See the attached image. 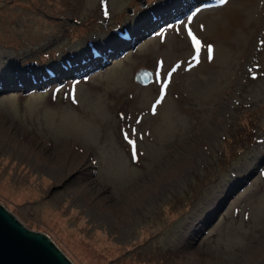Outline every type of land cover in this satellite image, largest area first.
I'll use <instances>...</instances> for the list:
<instances>
[{"label":"rangeland","instance_id":"374dc122","mask_svg":"<svg viewBox=\"0 0 264 264\" xmlns=\"http://www.w3.org/2000/svg\"><path fill=\"white\" fill-rule=\"evenodd\" d=\"M0 202L74 264H264V0H0Z\"/></svg>","mask_w":264,"mask_h":264},{"label":"water","instance_id":"95a60500","mask_svg":"<svg viewBox=\"0 0 264 264\" xmlns=\"http://www.w3.org/2000/svg\"><path fill=\"white\" fill-rule=\"evenodd\" d=\"M108 60L103 59V65ZM0 264H74L49 235L29 229L0 202Z\"/></svg>","mask_w":264,"mask_h":264},{"label":"snow or ice","instance_id":"6c2138e0","mask_svg":"<svg viewBox=\"0 0 264 264\" xmlns=\"http://www.w3.org/2000/svg\"><path fill=\"white\" fill-rule=\"evenodd\" d=\"M219 4L223 5L225 3H227V0H218ZM199 11V9L196 10V12H193L191 15H189L187 17V21L188 23L183 24V29L184 31L187 33L188 38L191 40L192 42V47L194 49L195 54L192 57L193 63H199V53H200V48H201V42L200 40L193 34L191 28L189 27V24L191 23L193 17L196 15V13ZM107 14V13H106ZM169 27H172L171 25H169ZM212 46L208 45L207 46V53H208V59L211 60L212 59ZM176 71V68H172L170 72L167 73V75L170 77L172 75V73H174ZM249 71L251 72L252 70L249 69ZM147 75V74H146ZM161 72H160V68L159 66L157 67V70L155 72V76H156V82L161 84L160 87V98L156 100L155 104L152 105L153 111H155L156 109V105L159 104L161 102V100L164 97V92L165 89L168 86V80L164 79L163 81L161 80ZM253 78H255V76H253ZM75 98L73 97V103H75ZM135 132V130H133V133ZM125 140L128 141L129 145L132 148V156L133 159L136 158L137 155V151H136V145H135V141L132 140L129 136V134L125 133L124 136Z\"/></svg>","mask_w":264,"mask_h":264},{"label":"bare ground","instance_id":"6f19581e","mask_svg":"<svg viewBox=\"0 0 264 264\" xmlns=\"http://www.w3.org/2000/svg\"><path fill=\"white\" fill-rule=\"evenodd\" d=\"M169 12V11H168ZM164 16V15H163ZM140 29V28H139ZM138 31V30H137ZM112 46V45H111ZM178 67V66H177ZM139 72H141V71H139ZM141 74V73H140ZM123 209V208H122Z\"/></svg>","mask_w":264,"mask_h":264}]
</instances>
